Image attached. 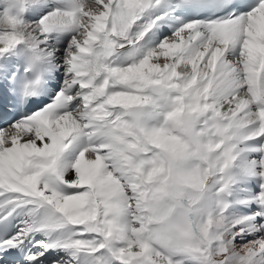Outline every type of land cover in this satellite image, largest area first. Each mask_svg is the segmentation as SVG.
Returning <instances> with one entry per match:
<instances>
[{
	"label": "snow or ice",
	"instance_id": "6c2138e0",
	"mask_svg": "<svg viewBox=\"0 0 264 264\" xmlns=\"http://www.w3.org/2000/svg\"><path fill=\"white\" fill-rule=\"evenodd\" d=\"M0 264H264V0H0Z\"/></svg>",
	"mask_w": 264,
	"mask_h": 264
}]
</instances>
